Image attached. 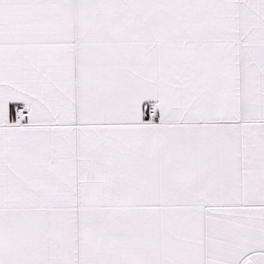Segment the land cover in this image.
<instances>
[{"label":"snow or ice","instance_id":"6c2138e0","mask_svg":"<svg viewBox=\"0 0 264 264\" xmlns=\"http://www.w3.org/2000/svg\"><path fill=\"white\" fill-rule=\"evenodd\" d=\"M0 264H264V0H0Z\"/></svg>","mask_w":264,"mask_h":264}]
</instances>
